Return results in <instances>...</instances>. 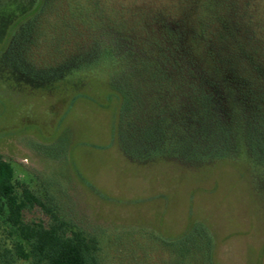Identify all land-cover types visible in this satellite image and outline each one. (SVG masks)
Segmentation results:
<instances>
[{"label":"rangeland","instance_id":"obj_1","mask_svg":"<svg viewBox=\"0 0 264 264\" xmlns=\"http://www.w3.org/2000/svg\"><path fill=\"white\" fill-rule=\"evenodd\" d=\"M39 1L0 7V156L15 179L95 238L100 264H264V159L239 132L250 89L264 103V0H91L86 22L47 6L24 36ZM81 33L119 60L96 61ZM220 123L230 152L206 155Z\"/></svg>","mask_w":264,"mask_h":264},{"label":"trees","instance_id":"obj_2","mask_svg":"<svg viewBox=\"0 0 264 264\" xmlns=\"http://www.w3.org/2000/svg\"><path fill=\"white\" fill-rule=\"evenodd\" d=\"M9 1L0 0V7L3 4H8ZM71 3L76 8L72 16L68 17L67 20L69 21L86 22L92 20L90 17L85 18L84 5H93L101 9L100 3L91 0H40L37 8L28 16L21 18L16 28H20L19 30L24 36H29L28 31L25 32L24 28H27L30 22L39 21L37 18L43 13L47 14L48 12L44 10L45 7L56 8L58 5ZM97 13L99 18L94 19V22L100 24L104 19L101 12L97 11ZM87 30L90 31L89 28ZM80 36L86 39L89 37V41L94 40L92 36L84 35V33H81ZM88 46L95 48L94 41ZM88 46L81 48L82 51ZM99 47L95 48L98 52L95 59L98 62L102 61V65L108 63L107 59H110L111 63H116L119 60L115 47H101L100 51ZM258 70L259 67H254V71ZM256 79L264 80V73L257 75ZM232 94L233 91L230 93L231 98ZM250 94L254 97L250 101L252 102L250 109L253 110L251 113L254 119L250 120V127H248V123L243 118L239 125V132L242 143L254 155L264 159V103L257 101L258 97H255L257 93L251 89ZM260 94L264 98V93ZM197 101L200 106H203V114L209 115L210 94L208 92L202 94L197 98ZM228 127L220 123L215 135L219 138L223 136L221 145L216 151L207 150L204 154L220 156V154L230 152ZM147 133L146 135L149 136L150 131ZM35 209L43 211L46 216H50V219L27 220V212ZM185 237L186 235L180 239L183 240ZM98 250L99 245L95 238L75 230L68 222L53 214L39 196L27 185L15 179L12 165L0 156V264H100L97 257Z\"/></svg>","mask_w":264,"mask_h":264}]
</instances>
